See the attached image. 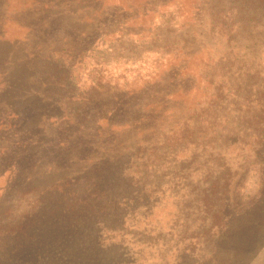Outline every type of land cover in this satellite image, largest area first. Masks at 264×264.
<instances>
[{
	"label": "rangeland",
	"instance_id": "374dc122",
	"mask_svg": "<svg viewBox=\"0 0 264 264\" xmlns=\"http://www.w3.org/2000/svg\"><path fill=\"white\" fill-rule=\"evenodd\" d=\"M0 264H264V0H0Z\"/></svg>",
	"mask_w": 264,
	"mask_h": 264
}]
</instances>
